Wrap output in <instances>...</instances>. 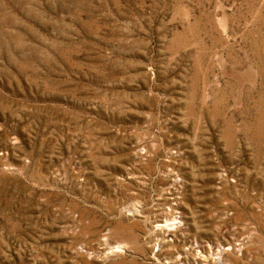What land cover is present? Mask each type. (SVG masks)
<instances>
[{"label":"rangeland","instance_id":"rangeland-1","mask_svg":"<svg viewBox=\"0 0 264 264\" xmlns=\"http://www.w3.org/2000/svg\"><path fill=\"white\" fill-rule=\"evenodd\" d=\"M220 246L264 264V0H0V264Z\"/></svg>","mask_w":264,"mask_h":264},{"label":"bare ground","instance_id":"bare-ground-1","mask_svg":"<svg viewBox=\"0 0 264 264\" xmlns=\"http://www.w3.org/2000/svg\"><path fill=\"white\" fill-rule=\"evenodd\" d=\"M174 219L175 218H173L172 220L173 223H175ZM228 249L229 247L225 248L224 246L223 247L220 246L217 249L215 248V251L212 250V247L207 248V251H206V248H203L200 251H196L195 263L199 262V264H217L218 260L216 258H219V260L221 261L223 257L227 255ZM114 251H118V250L115 249Z\"/></svg>","mask_w":264,"mask_h":264}]
</instances>
